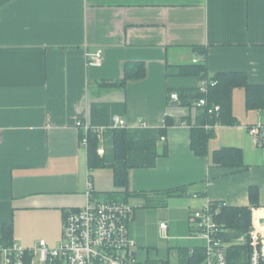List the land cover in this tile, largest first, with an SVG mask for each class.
<instances>
[{"label":"crops","instance_id":"1","mask_svg":"<svg viewBox=\"0 0 264 264\" xmlns=\"http://www.w3.org/2000/svg\"><path fill=\"white\" fill-rule=\"evenodd\" d=\"M97 50L100 64L90 65ZM198 59L208 76L240 71L249 84L264 85V0H0V234L10 224L23 247L40 239L52 247L64 209L86 203L89 182L95 198L120 191L113 183L114 116L128 139L155 142L152 166L144 150L127 152L129 192L160 201L162 191L185 187L163 206L182 215L181 232L189 231L190 210L208 201L251 208L252 185L264 201V145L248 132L264 120V108L246 109L243 87L231 92L236 123L213 127L206 156L190 149L186 121L197 110L169 94L198 86L179 68ZM127 61L142 62L144 77L99 86L123 78ZM165 118L173 123L162 135ZM77 120L98 130L104 165L88 168ZM221 147L240 148L244 166L213 165L211 153ZM36 223L43 234L32 230Z\"/></svg>","mask_w":264,"mask_h":264},{"label":"built area","instance_id":"2","mask_svg":"<svg viewBox=\"0 0 264 264\" xmlns=\"http://www.w3.org/2000/svg\"><path fill=\"white\" fill-rule=\"evenodd\" d=\"M100 53V50L90 53L88 63L100 64ZM214 83L213 80L203 79L198 86L201 92L206 93L208 85ZM169 98L178 101L177 92H171ZM205 102V98H199L191 107L196 109ZM218 109L219 106L214 105L208 112H217ZM75 126L82 129L79 140L86 147L87 135L92 129L81 120H77ZM113 126L124 127L125 122L114 116ZM94 132L98 133V130L94 129ZM248 132L261 146L264 142V120L249 126ZM97 153L102 155L103 148H97ZM86 193L84 205L64 209L61 238L56 246H48L44 239H40L35 247L26 248L13 237L9 245L0 242V264H23L27 253L31 254V263L36 260L37 264L55 260L63 264H165L162 261L140 262L136 259V243L129 234L134 205L129 201L95 198L90 182ZM223 204L208 201L190 210L188 237L203 242L184 248L185 254L179 249L172 255L174 264H264V222H260L264 216H255V212L262 208H250L253 215L247 232L228 237L232 233L219 217ZM159 227L165 230L167 223L160 222ZM233 248L239 250L235 257H232Z\"/></svg>","mask_w":264,"mask_h":264},{"label":"trees","instance_id":"3","mask_svg":"<svg viewBox=\"0 0 264 264\" xmlns=\"http://www.w3.org/2000/svg\"><path fill=\"white\" fill-rule=\"evenodd\" d=\"M192 49L197 54L204 55L206 53L204 47L195 46ZM204 62V60H195L194 63L183 64L180 65L179 68L181 74H193L199 79V81L203 79L215 81L214 84L208 85L206 93L199 91V86L194 88H180L179 90L176 89L178 94V103L182 105L190 107L199 98H205L206 101L204 105L196 107L197 111L194 120L186 121L190 124V149L197 156H206L208 154L207 143L214 134L213 127L216 124L232 125L236 123L231 110V92L234 87L240 86L244 88L246 109L264 108V85L249 84L246 74L240 71L219 72L213 76H208ZM127 63L124 66L123 78L113 81H101L99 84L104 86L124 85L128 79H140L144 77L145 67L142 62L134 61ZM214 105L219 106L217 112H208L209 108H212ZM172 123V120L164 119V127L160 130V134L164 135V129L167 125ZM96 145V133L90 131L87 136L86 145L87 163L89 169L104 165L102 159L96 154ZM263 145L264 142L261 146ZM113 148L114 156L117 161V163L112 165L113 183L115 188L120 191L116 192L114 195L108 194L107 199L128 202L131 198L141 197L145 200V203L148 204H156L157 202H162L164 204V200L170 196L185 194L186 189L183 186L162 191V199H160V201L155 200L153 197H148L145 193H130L128 190V170L130 166L126 162V154L129 150H144L147 155L146 165L152 166L156 158L155 142L153 140H130L126 135L125 129L116 127L113 130ZM210 159L211 163L217 166L232 168L244 166L242 150L237 147H221L214 150L211 153ZM248 196L250 205L258 207L259 201L257 186H249ZM212 202L215 203L216 201ZM250 214L251 212L249 206L221 205L219 212L220 220L226 227H229L234 231L228 237H235L247 232L250 226ZM255 214L257 216H264V209L257 210ZM12 238L11 225L4 224L1 228L0 242L9 245V243L12 242ZM238 251L239 250H237V248H233L231 250L232 257H235ZM182 254H185V250H182ZM150 261L157 262L162 260L152 259ZM162 262L168 264L167 261ZM23 264H32L31 254L27 253L25 255ZM46 264L63 263L55 260Z\"/></svg>","mask_w":264,"mask_h":264},{"label":"rangeland","instance_id":"4","mask_svg":"<svg viewBox=\"0 0 264 264\" xmlns=\"http://www.w3.org/2000/svg\"><path fill=\"white\" fill-rule=\"evenodd\" d=\"M129 201L135 206L134 221H132L131 218L130 222H132L129 225V230L130 237L134 238L136 242L134 249L135 257L138 261L145 262L146 260L158 259L164 262L167 261L168 264H174L175 259L172 255L177 253L179 249L183 250L186 247L201 244L203 242L197 238H189L190 231L185 233L177 228L178 223L183 221L180 218L182 215L166 211L163 207L165 203L157 202L156 204H148L145 203V201L135 203L132 199H129ZM259 203L260 205H264V201ZM258 208L264 209V206H258ZM250 212L251 224L253 215L251 209ZM255 216L257 217L256 214ZM160 221H167L169 223L170 227L168 231L160 229ZM33 229L38 233L41 226L36 223L32 230ZM229 231H231V233L234 232L231 228H229ZM39 233L43 234L42 232ZM38 234L34 236L37 237L39 236Z\"/></svg>","mask_w":264,"mask_h":264},{"label":"bare ground","instance_id":"5","mask_svg":"<svg viewBox=\"0 0 264 264\" xmlns=\"http://www.w3.org/2000/svg\"><path fill=\"white\" fill-rule=\"evenodd\" d=\"M202 57V56H201ZM199 60V59H198ZM128 62V61H127ZM126 63V62H125ZM128 64V63H127ZM217 82V81H216ZM99 86H101V85H99ZM215 86V85H214ZM177 89V88H176ZM179 90V89H178ZM200 91V90H199ZM179 93V92H178ZM190 96V95H189ZM183 99V98H182ZM184 104V103H183ZM186 104V103H185ZM219 105V104H218ZM203 110V109H202ZM186 117V116H185ZM166 119V118H165ZM217 119V118H216ZM192 128V127H191ZM165 130V129H164ZM161 132V131H160ZM89 134V133H88ZM164 134V133H163ZM81 135V134H80ZM88 136V135H87ZM165 139V138H164ZM166 145V144H165ZM165 145H164V147H165ZM158 147V146H157ZM92 182V181H91ZM216 203V202H215ZM231 237V236H230ZM9 243V242H8ZM11 243V242H10ZM9 243V244H10ZM136 243V242H135ZM137 248H138V246H137ZM235 250V249H234ZM143 262V261H142Z\"/></svg>","mask_w":264,"mask_h":264},{"label":"water","instance_id":"6","mask_svg":"<svg viewBox=\"0 0 264 264\" xmlns=\"http://www.w3.org/2000/svg\"><path fill=\"white\" fill-rule=\"evenodd\" d=\"M260 222H261V223H263V222H264V219H263V218H262V219H260Z\"/></svg>","mask_w":264,"mask_h":264}]
</instances>
